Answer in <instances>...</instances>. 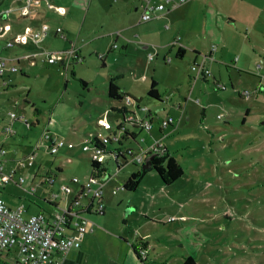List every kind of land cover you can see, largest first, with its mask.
Wrapping results in <instances>:
<instances>
[{"label": "rangeland", "instance_id": "obj_1", "mask_svg": "<svg viewBox=\"0 0 264 264\" xmlns=\"http://www.w3.org/2000/svg\"><path fill=\"white\" fill-rule=\"evenodd\" d=\"M49 1L53 6L49 13L47 0H33L29 7L19 3L23 17L17 20L27 23L29 18L30 26L38 24L33 28H38L43 20L63 21L61 25L70 29L73 40L77 35L76 43L82 45L84 60L65 69L61 64H49L48 55L42 54V60L31 67L27 75L17 71L15 81L0 90V142H5L4 147L0 146L5 149L2 159H5L7 170L17 168V178L22 176L25 180L18 187L7 185L5 191L25 208L27 206L23 214L25 218L40 211L41 207L53 209L45 202L49 188L58 194V201L66 196L59 190L57 178L52 184L47 181L41 184L48 174L63 178L69 184L73 175L83 178L89 174L90 150L83 148V141L91 131L109 134L113 141L108 145L109 149L118 145L113 134L119 133L113 120L117 114L110 110L109 103L114 101L108 97L106 80L117 67L111 62L102 66L97 54L111 55L105 50L113 39L110 32L125 23L118 14L124 9L127 11L126 0ZM194 1L198 0H191ZM206 1L214 8L218 5L230 10L237 17L236 25L231 24L235 38L230 37V31L219 28V33H225L229 41L226 57L235 65L248 67L251 73L254 70L264 72V0ZM196 5L191 9L193 17L188 22L199 28L200 4ZM221 8L218 11H222ZM5 17L6 13L0 17L3 20L0 24L15 29L14 17L3 19ZM30 41L35 43L34 39ZM60 43L67 45L61 39L47 36L41 44L47 51L57 52L64 49H59ZM112 51L119 53L121 49ZM51 55L57 59L64 57L62 52ZM238 56L239 61L236 60ZM116 57L113 55L112 61ZM178 62L179 81L168 87L165 76H157L161 82L155 87L165 99L166 109L160 115H172L176 128L169 125L162 130L164 135L161 136L158 121L151 132L156 137L161 136L162 143L167 145L166 152L181 164L183 175L171 185L164 186L157 172L150 169L140 177L136 190L120 189L131 171L142 169L141 163L128 162L116 169L108 160L111 175L108 185L118 188L117 193L111 195L113 205H108V210L114 214L116 207L126 211L129 201L139 205L140 209L132 212L130 228L144 235L143 243L147 241V245L154 246L155 249H150L152 263L148 261L149 264H179L186 255L194 257L198 264H264V77L255 79L249 72L243 73L247 77H240L238 83L234 80L237 72L234 67L227 72L222 65L225 89L199 77L189 92L193 79L187 73L191 71L195 76L191 60L189 62L185 57ZM228 73L232 74L235 88L230 84ZM80 79L87 85L84 86ZM150 81V76L147 83L141 81L144 89L150 87ZM126 87L137 93L130 85ZM144 89L136 87L143 93V102L155 104L154 99L145 95ZM247 90L252 91L250 95H246ZM184 95L189 99L185 100L181 112L173 103L183 102ZM131 108L137 111L136 104L133 103ZM12 114L15 119L22 120L13 121ZM219 115L223 116L219 118ZM244 116L246 119L242 122ZM154 117L155 120L161 119L156 114ZM25 121L31 124L29 128ZM8 125L15 130L14 134L6 135L4 131ZM45 127H48V133L71 141L74 147H63L51 154L48 143L45 140L40 143ZM125 140L122 145L126 143L137 152L147 147L153 137L143 129L137 133L135 141L131 138ZM36 144L39 148L30 165L28 157ZM160 152L163 155L165 150ZM59 165L62 166L60 172ZM32 186L36 191L31 193L27 187ZM3 195L10 198L4 191ZM152 199L153 208L150 207ZM178 211L185 217L177 216ZM147 212L156 213L159 220H166L171 213L175 216L172 222L164 225L159 221L148 223ZM186 218L188 220H184ZM13 249H0V264H20L15 260Z\"/></svg>", "mask_w": 264, "mask_h": 264}, {"label": "crops", "instance_id": "obj_2", "mask_svg": "<svg viewBox=\"0 0 264 264\" xmlns=\"http://www.w3.org/2000/svg\"><path fill=\"white\" fill-rule=\"evenodd\" d=\"M151 1L152 3H157L162 0H151ZM21 2L25 3L24 0L0 1V6L2 5L3 7L11 8L8 14L6 15V17L3 19L9 18V16H13L15 19L13 20L15 29L10 28L7 25L0 24V26H2L3 28V32H2L3 39L13 38V36L17 32L22 31L24 27L29 25L28 22H30L31 20V19L29 20V18L27 23L19 22L17 20L18 17L21 18L23 17L20 13L21 4L19 3ZM210 3L211 2L206 0H198L196 3L195 1L191 2V0L190 1L187 0L185 3L173 7L171 3L167 2L166 9L156 13V16H154L152 19L143 21L141 20V13L143 10L141 6L142 0H126L125 5L127 6V11L124 9L118 14L119 17L123 19L124 20L123 22L125 23L119 25L117 30L115 31L113 30L112 32H110V35L113 37V39L110 40V44L107 45V48L105 50L106 54L111 52V55L106 56L104 53L97 54L98 58L102 60V66H107L109 62H111L113 66L117 67L116 71L112 72L110 77L106 80L109 81L110 79H115L117 83L120 85V88L123 93L129 94L132 97L138 99V101L135 102V100L127 96L121 102L109 103L110 110L117 114L113 118L115 122V126L117 127L119 123H122V127H124L130 133L131 132L134 133L135 139L137 133L143 129L148 131V133L153 137V140L147 147H142L137 152L133 151L134 154H140L142 150L147 149L155 140L162 141L161 136H163L164 134L162 133V129H160L159 126H158L159 129L158 131L159 133L160 132L162 133L160 137H156L151 132L154 123L155 122L158 123L159 121V119L155 120L154 116L156 114L158 118L159 117L164 118L165 116L170 115L169 113L167 115H160L161 111H164L166 109V105H165V99L161 91H159V89L157 90L159 91L162 99L161 100L154 99L155 104L152 105H149V103H144L143 102L144 97L142 95L143 93L136 90V87H141L144 89L143 87L144 84H142L141 81L147 83L148 76H150L151 80L154 79L157 82V84L161 82V80L157 76H165L163 78L165 82L168 83L167 86L170 87L169 86L170 84L179 81L178 66L180 63L178 62V60H181L186 57L188 58L189 62L191 60V65L194 62L204 63L205 66H207L210 69L211 75L206 78L202 77L203 81L206 83L212 82L217 88L225 89V85H223L224 82L222 81L223 76H221L222 65L225 66L227 72L229 71L231 66L234 67L235 71H237L235 72L234 80L238 83H240L239 82L240 77L244 76L243 73H248V72L252 74L253 75L252 77H254L255 79L256 78L261 80L263 79L264 72H258V70L256 71L254 70V72L251 73L252 70L249 69L248 67L238 66L237 63L235 65V63L230 61L231 59L229 60V58L226 57L225 49L229 45V41L225 33L224 35H221L219 33V28L224 32L230 31L231 32L230 37L235 38V34L232 30L231 24L236 25L237 17L230 10L221 8L218 5H215L214 8L210 5ZM7 4H9L10 6ZM194 4H197L196 6L200 4L199 28L192 26L190 23L192 20L191 16L193 17L192 15L193 11L191 9ZM52 7H53L52 4L48 5V13H49V9H52ZM219 8H221L222 11H218ZM0 21L2 22L3 20ZM43 22H47V21L43 20ZM47 23L50 25L48 38L50 37L51 39L52 38L61 39L67 44L65 45L64 43H60L59 49L60 48L61 49L64 48V49L58 50L57 51L58 53L62 52L64 54L65 50H67L71 46H74L76 49V54L74 56L69 57L67 59H65V56L63 58H59L58 59L59 62H57V64H60V62H62L61 63L62 67L67 69V67H69L70 65H77L78 63H81L84 60V55L82 53V47H81L82 45L79 44L77 45L76 43L77 35L73 40L72 35H70L71 34L70 29L68 27H64L63 25H61L63 24V21L61 23L57 21L56 23L55 22L52 23L48 21ZM31 26L37 27L38 24L33 23V25ZM57 26H60L62 28V32L56 31ZM41 43L33 44V42L29 40L27 44L15 45L14 47L5 49L3 51V54L8 58L7 60L8 66L16 65L17 70L16 71L8 70L3 75L4 77L0 78V90H5L6 87H8L10 84H12L15 81V76H18L17 71H20L22 75L25 76L30 72L29 70L31 67H35L37 65V62L39 60H42L43 58L42 54H37L36 56L30 54L33 51H36L40 46L45 47ZM116 48H120L121 52L117 53L112 51L115 50ZM180 50L182 51L181 55H179ZM191 53H193L194 56ZM113 55L115 57L117 56L114 61H112ZM174 58L175 59L178 58V60L174 61ZM236 60L239 61V56L237 57ZM43 62H45V60ZM144 69L145 71H143ZM75 71H72V73L75 74ZM187 74L188 76H191V80L193 79V85L189 89V92H192L193 88L197 84L198 81L197 79H199V77L196 76V72H195V76L192 75L191 71H189ZM228 74H229L228 78L230 84L232 85V87H234L235 81L233 82V78L231 77L232 74L230 73ZM139 78L141 79L140 81ZM5 81H6L5 85H3ZM258 84H259L258 86L260 87V83ZM129 85L137 93L128 90L126 86ZM178 86L181 85L179 84ZM258 86H256V88ZM148 89L149 88L147 87L146 89H144L145 95H147ZM238 93L241 96H243L240 91H238ZM186 99H189V97L187 98L184 95L183 96L184 101L183 102L177 101L176 103H173L174 107L178 110H181V112H183V108L185 106L184 102ZM133 103L136 104L137 111L132 110L131 105ZM122 109L133 111L134 114L131 115L130 113H126L125 114L126 118L122 120L120 119V117L123 114V112L121 111ZM138 110H142V111L138 112ZM145 111H147V113H145ZM185 112H187V110H185ZM132 116H135L137 119L142 120L144 124L146 121H151L152 124L151 127L146 128L143 125V123L141 125L142 127L141 126L139 128L133 127L128 120V118H131ZM26 126L29 128L31 125L29 123V125L26 124ZM86 126L90 127L89 125ZM171 127L172 129L176 128V126H171ZM45 128L48 129V127ZM116 132L119 133H113L117 138L115 142H117L118 144L120 143V147L124 149L126 143L125 145H122L123 144L122 142L127 141L125 139L131 138V136L125 134L121 128L120 129L116 128ZM95 134L100 135L101 137L109 136V134L103 135L102 133L99 134L98 130H93V132L91 131L90 134L85 136V139H91L92 135ZM4 144H5L4 141L0 142V146L4 147ZM126 147H129V145H126ZM5 165H6L5 159H3L2 172L6 173V172L14 171L15 175H14V179L8 182H3L0 175V196L2 197L6 205H8L11 208H17L21 204L18 203V201L14 200L9 195V193L5 191L7 185L12 184L17 187L19 186V182L17 178V168H11L7 170ZM106 168L109 169V167ZM57 169L59 172L62 171V166L61 165L57 166ZM90 173L91 170L89 171V174ZM54 178L55 180L57 178L58 184H60L61 182H65L63 181L64 180L63 178L55 177V176ZM110 178L111 175L109 179ZM32 179L34 178L32 177L30 180L32 181ZM109 179H107V182H105V184L103 185V201L105 205L104 213L102 215L91 214V219L94 222L93 230L91 232H87V233H79L74 231L71 232L79 239L80 247L71 249L65 255L62 264H149L148 261L152 263L151 261L152 259L149 258V253H150V249L151 250L155 249L154 246L151 245L150 247V245H147L148 243L147 241L143 243L142 239L144 235L140 233L138 230H134L130 228L131 222L133 220L132 212L134 210L138 211L140 209L139 205L130 203L129 201L128 202L129 208L126 211L122 212L121 210L118 209V207H116L117 211L114 214V212L108 210V205L110 207H112L113 205L111 201V195L117 193V191L115 193L113 192L114 187L112 188L109 187L108 185ZM43 182H46V180H42L41 184ZM163 185L165 186L166 184ZM72 187L74 188L75 191L80 188L78 184H72ZM3 191L6 192L10 196V198H5L3 195ZM51 191L53 190L49 188L48 193H56ZM72 196H69V199H71ZM87 199L88 198H83L82 202H87ZM56 200L55 202L58 203L67 200V198L65 196H62L61 201H58V197ZM154 206L155 203L152 199L150 200V207L153 208ZM182 206L184 208L186 207L185 205ZM26 208L24 206V212L26 211ZM53 209H48L47 211L45 209H42L41 207L40 211H37L36 213L45 212V211H47L45 213H49ZM171 214L172 215H167L166 220H159L157 218L156 213H153V215H151L150 213L147 212L145 216L146 218H149L147 220L149 221L148 223H150V221H159L164 225L166 222H168V218L170 217L174 218L175 215L173 216V214L175 213H171ZM176 215L181 216L182 218L185 217V215L181 213V211H178ZM177 220H182V219H177ZM184 220H188V218ZM140 245H145L148 247V255L145 263L139 260L138 254L136 255V252L134 251V246L138 248ZM56 256H58L59 258L61 257V255L59 254H56Z\"/></svg>", "mask_w": 264, "mask_h": 264}, {"label": "built area", "instance_id": "obj_3", "mask_svg": "<svg viewBox=\"0 0 264 264\" xmlns=\"http://www.w3.org/2000/svg\"><path fill=\"white\" fill-rule=\"evenodd\" d=\"M23 1V0H21ZM26 6H30L33 0H24ZM187 0H162L157 3H152L151 0H142V13L141 20L147 21L156 16V13L166 9V3L169 2L173 7L179 4L185 3ZM48 5L49 2H48ZM10 7H3L0 9V17L5 13L6 15L10 11ZM50 30V25L47 22H42L38 28H33L28 25L23 28L22 31L17 32L11 39H3V28L0 26V78H3L4 74L9 71H16V65L8 66V58L3 54V51L8 48H12L15 45L27 44L31 39L35 40L34 44L41 43L47 36ZM57 32H62L60 26L56 27ZM214 48V47H213ZM51 52L47 51V48L40 46L38 50L33 51L32 55L37 54L48 55L47 62L49 64H55L58 61L57 57L51 55ZM76 54V49L71 46L64 52L65 59L72 57ZM29 55V54H28ZM62 61V60H61ZM191 69L196 72L198 77H209L211 75L210 69L205 66L204 63L194 62L191 65ZM6 81L3 85H5ZM246 95H250L249 90L245 91ZM223 115H219L221 118ZM12 117H15L12 114ZM132 118V117H131ZM130 119V118H129ZM175 119L168 115L159 121V128L165 129L170 124H173ZM146 128L151 127V121H146ZM6 132L11 133L13 129L11 126H6ZM104 141L107 140V136L103 137ZM117 139V138H116ZM45 140L48 145L47 148L50 153L57 152L60 148H72L74 144L71 141H66L63 137L48 133V129L40 139V143ZM163 145L161 140H155L147 149L142 150L140 154H135L133 159L138 162L143 161L144 155L147 151L158 152ZM39 144H36L28 157V163L33 164V160L37 154ZM83 148L90 150L89 157L98 163H104L107 158L114 157L115 153L107 152L106 149L96 147L88 139L83 141ZM5 153V149L0 148V175L3 182H8L14 179V171L3 173V159L2 156ZM110 173L101 167H96L87 177L80 179L77 176H73L70 179V184L67 182H61L59 184V190L65 194L67 200L62 202H56L53 210L49 213L38 212L31 214L25 218L23 216L24 205L21 204L17 208H11L0 196V249L14 248L15 259L20 264H62L65 255L73 248L80 247L79 239L71 233H87L93 230L94 222L91 219V214L98 215L104 208L103 201V185L109 179ZM49 183H53L55 178L47 176L45 179ZM25 180L22 176L18 178L19 183H23ZM72 184H78L80 188L74 190ZM121 188V187H120ZM118 188L113 189L115 193ZM28 190L32 193L36 191V188L32 186L28 187ZM49 198L56 200L57 193H48ZM73 194V196H72ZM69 196H72L69 199ZM83 198H88L87 202H82ZM57 201V200H56ZM60 206V209H58ZM170 219H174L171 217ZM70 231V232H69ZM148 253V247L140 245L138 247V256L141 259H145ZM56 254L61 255L59 258Z\"/></svg>", "mask_w": 264, "mask_h": 264}, {"label": "trees", "instance_id": "obj_4", "mask_svg": "<svg viewBox=\"0 0 264 264\" xmlns=\"http://www.w3.org/2000/svg\"><path fill=\"white\" fill-rule=\"evenodd\" d=\"M47 4H48V0H47ZM49 4H51L50 1H49ZM181 54H182V51L180 50L179 55H181ZM61 63L62 62H60V64ZM72 75L75 76L74 73H72ZM80 81H81V83L84 86L87 85V83L84 80L80 79ZM156 84H157V82L154 79H152L151 80L150 87L147 90V96L150 97V98H152V99L161 100L162 99L161 98V95H160L159 91L157 90V88H155L156 87ZM107 94H108V97L111 100H113L114 102H116V103L117 102H121L127 96L129 98L135 100V102L138 101V99L132 97L131 95L126 94V93H123L122 90H121V88H120V85L117 83V81L115 79H110L108 81ZM241 94L243 95V93H241ZM112 110H113V108H112ZM121 111L123 112L122 116L120 117V119H122V120H124L126 118V115H125L126 113H130L131 115L134 114L133 111H129V110L122 109ZM245 116L243 117L242 122L245 121V119H246ZM162 119L163 118H161L160 120H162ZM14 120H20L21 121L22 119L21 118L15 119V117H14L13 118V121ZM128 120H129V122L131 123V125L133 127H138L139 128L142 125V120L137 119L135 116H132V118H130V119L128 118ZM25 123L27 125H29L28 122L25 121ZM170 125L173 126V124H170ZM8 126H11V125H8ZM11 128H12V126H11ZM116 128H118V129L121 128L124 131L125 134L130 135L131 136V139L133 141H135L134 133H132V132L130 133L124 127H122V123H119V125H117ZM162 130H164V129H162ZM4 132L6 133V135H11V134H14L15 133V130L13 129V132L7 133L6 132V128H5V131ZM88 140H89V142H91L96 147L104 148V149L107 150V152H111L112 154L115 153V156L114 157L107 158V160L104 163L95 162V161H93L89 157V159H90L89 160L90 161V164L89 165H90L91 172L96 167H101L104 170L106 169L108 171V169L106 168V167H109V166H107V161L108 160H111L113 162V164L115 165L116 169L122 168L128 162H131V163H141V166H142V163L144 162L145 157L147 155H149V154L152 153V151H147L145 153L146 156L144 157L143 161L138 162L137 160L133 159V156L135 154L133 152L134 149L131 146L125 147L124 149H122L120 147V143H119L118 145H115V146H113L112 148L109 149L108 145L113 142L112 141V138L110 136H107V140L104 141L103 137H101L100 135L95 134V135H92L91 139H88ZM163 149L165 150V153L163 155L154 157L151 160V167L150 168H147V169H137V170L131 171V173L129 174L128 178L121 185V188L120 189L136 190V188L139 185L140 177L146 171H148L150 169H154L157 172V174L160 177V181L163 184L168 185V184H171V183L175 182L177 179H179L183 175V168H182L181 164L172 155H169L166 152V149L167 148H166V145L165 144H163L160 147V149H159L158 152H160ZM50 175L52 177H54L53 174H48V176H50ZM45 202L48 203V205L51 206V207H55V205H56V202L54 200H52V199L49 198V194H47V196L45 198ZM104 211H105V205H104V208H103L102 212L100 214H98V215H102L104 213ZM170 218H168V222H170V221L173 220V219H170ZM134 251L136 252V255H137L138 254V248L136 246H134ZM147 255H148V253H147ZM138 258H139V260L141 262H144L145 263L146 262V259H147V256H146L145 259H141L139 256H138ZM0 261H1V259H0ZM16 262H17V260H16ZM179 264H198V263L196 262V260H195L194 257H192L191 255H186L185 258Z\"/></svg>", "mask_w": 264, "mask_h": 264}, {"label": "water", "instance_id": "obj_5", "mask_svg": "<svg viewBox=\"0 0 264 264\" xmlns=\"http://www.w3.org/2000/svg\"><path fill=\"white\" fill-rule=\"evenodd\" d=\"M162 152H152L151 154L147 155L144 159V162L142 163L141 168L142 169H147L151 167V160L156 157L160 156Z\"/></svg>", "mask_w": 264, "mask_h": 264}]
</instances>
